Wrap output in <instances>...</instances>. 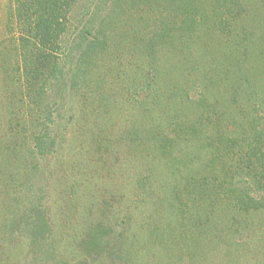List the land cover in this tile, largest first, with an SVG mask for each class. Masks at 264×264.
Masks as SVG:
<instances>
[{"label":"rangeland","instance_id":"1","mask_svg":"<svg viewBox=\"0 0 264 264\" xmlns=\"http://www.w3.org/2000/svg\"><path fill=\"white\" fill-rule=\"evenodd\" d=\"M24 1L0 0V241L7 216L40 198L57 255L15 239L0 264H264V4L228 5L219 27L218 0H193L199 12L189 0H120L113 16V0H71L63 40L95 14L107 46L95 60L77 52L62 88L29 91ZM192 16L207 27L183 28ZM33 135L47 137L44 156L28 152ZM239 192L258 210H243Z\"/></svg>","mask_w":264,"mask_h":264},{"label":"trees","instance_id":"2","mask_svg":"<svg viewBox=\"0 0 264 264\" xmlns=\"http://www.w3.org/2000/svg\"><path fill=\"white\" fill-rule=\"evenodd\" d=\"M119 1L120 0H113L110 10L111 16L116 14L117 10L121 7ZM260 1L264 4V0ZM70 2L71 0H25L18 9L20 13L26 11V23L21 26L27 27V32L32 37V40L30 38L22 40L23 50L21 53V62L23 63V71H25L26 74L27 84L32 86L29 88V91L35 90L34 86L39 84H42L43 91H47L45 87L49 85H51L52 88H62L66 81L65 78H67L68 64L71 62L72 65L73 57L77 52H79L78 55L83 60H95L97 50L99 48L104 49L107 46V33L103 30L106 26L104 21H102L100 28H98V30L96 29L95 25L96 23L98 24V16L95 14L88 20L81 19L77 14L78 16L76 19L81 22L80 31L74 36L71 42L63 40V37H65V34L68 32L67 22L68 14L70 13ZM224 2L225 3H222L218 0L213 3L215 15L217 16V21L214 22L215 26L220 27V25L223 24L219 16L221 15V11L228 5H231L229 11L232 13V6L235 7L238 13H241L245 8V3L242 0H224ZM193 4L194 1L189 0V5L192 6L188 7L192 8V12H199L202 10L199 3L195 2V5ZM175 6L176 8L183 9L182 5L176 4ZM187 10L190 12L189 9ZM21 15L22 14H19V16ZM192 17L194 18L186 17L182 23V27L187 29L190 33H196L198 27H207L203 18L200 16H196V18L195 16ZM71 35L72 33L70 36ZM60 42H64L67 48L66 61L61 66L56 64L52 53L53 50L61 46L59 45ZM30 43L32 44L31 48L26 47ZM49 49L51 51H49ZM148 49L152 51V45H150ZM151 54L152 52H150V55ZM243 55L245 56L246 52ZM77 69L78 72L86 70L82 65H79ZM58 71L60 72L59 75ZM180 124L181 123H179L178 127L175 129H179V132L184 126H180ZM157 136H162V134ZM167 136L169 135L164 136V139L173 142V139ZM46 139L47 137L44 138V136L33 135L32 143L34 145H31L28 149L31 156L45 155L49 144ZM14 149H16V147H14ZM167 149L168 148L163 145L160 147L159 153L166 156L168 153ZM255 158L261 166L260 171L257 172L258 174L255 176V182L256 184H261L260 186L264 188V155L261 154L259 156V154H256ZM246 193L247 192H239L237 201L240 207L247 211L252 209L258 210L259 205H257V200ZM17 201H20V198H18ZM3 228V235L0 241L1 246L9 245V240L20 239L22 242H25L29 251L37 252L43 255V257L45 256L48 261L50 259L52 261V259L56 257L57 253L54 244V231L52 229L51 219L40 198H33L24 205L19 204V206L7 216V221L3 222ZM91 235L92 236L89 237L93 239L89 243V249L95 253H100L103 249V243L101 240H98V233L96 231L92 232Z\"/></svg>","mask_w":264,"mask_h":264}]
</instances>
